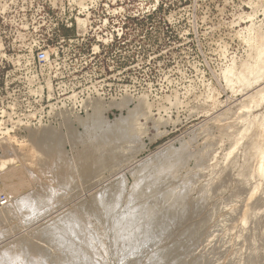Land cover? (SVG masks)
Returning a JSON list of instances; mask_svg holds the SVG:
<instances>
[{"label": "rangeland", "instance_id": "1", "mask_svg": "<svg viewBox=\"0 0 264 264\" xmlns=\"http://www.w3.org/2000/svg\"><path fill=\"white\" fill-rule=\"evenodd\" d=\"M263 52L264 0H0V254L17 243L30 258L39 252L35 244L53 256L70 230L55 264L73 263L77 241L88 242L94 264H205L224 244L214 264H243L247 258L234 261L233 252L257 226V264H264V179L256 175L264 138L254 150L250 144L264 126ZM96 108L101 129L87 131L81 121L90 125ZM226 124L233 125L225 131ZM206 143L215 159L194 173ZM184 145L190 161L176 178L142 184L131 196L141 162L160 153L145 175ZM17 172L27 189L7 195L4 185ZM189 177L195 182L184 212L171 215L169 203L150 214L157 197ZM207 184L213 188L203 201ZM230 211L228 224L222 215ZM55 228L62 240L36 239L34 231ZM12 259L6 263L20 264Z\"/></svg>", "mask_w": 264, "mask_h": 264}, {"label": "bare ground", "instance_id": "2", "mask_svg": "<svg viewBox=\"0 0 264 264\" xmlns=\"http://www.w3.org/2000/svg\"><path fill=\"white\" fill-rule=\"evenodd\" d=\"M263 51V50H262ZM260 53V52H259ZM264 53V52H263ZM261 55V54H260ZM264 55V54H263ZM259 57V56H258ZM263 63V62H262ZM260 67V66H259ZM264 68V67H263ZM258 69V68H257ZM245 74V73H244ZM250 76V75H249ZM248 77V76H247ZM258 97V96H257ZM260 97V96H259ZM98 107V106H97ZM100 108V107H99ZM94 109V108H93ZM98 114H99V110H98V108H96V110H95V114H93V116H92V118H91V120L92 121H90L91 122V124L90 125H87L86 123H85V121H81V123L84 125V127H86L87 128V131H92L91 129L93 128V129H95V130H97V129H99L100 127H101V125L99 126L98 125V123H97V120H98ZM130 114L132 115L133 113L130 111ZM134 114H136V113H134ZM101 115V114H100ZM130 115V116H131ZM138 116V115H137ZM221 116V115H220ZM225 117V116H224ZM229 117V116H228ZM246 117V116H245ZM245 117L244 118H242V121L245 119ZM90 118V117H89ZM133 119V118H132ZM231 119V118H230ZM239 119V118H238ZM237 119V120H238ZM240 119H241V117H240ZM246 119H247V117H246ZM129 120H131V119H129ZM228 120V119H227ZM134 121H136V120H134ZM226 121V120H225ZM233 121V120H232ZM241 121V122H242ZM86 122H87V120H86ZM101 122V121H100ZM118 122H119V120H118ZM117 122V123H118ZM129 122V121H128ZM131 122H133V121H130V123ZM137 122V121H136ZM135 122V123H136ZM224 122V121H223ZM240 123V121H237L236 122V124L237 123ZM105 123V122H104ZM134 123V124H135ZM228 123H232V122H228ZM132 124V123H131ZM244 124V123H243ZM82 125V126H83ZM133 125V124H132ZM139 125V124H138ZM233 125V124H232ZM232 125H230V127L226 124V127H225V131H227V128H231V126ZM239 125V124H238ZM238 125H235V126H238ZM246 125V124H245ZM228 126V127H227ZM240 126V125H239ZM99 127V128H98ZM134 127H135V125H134ZM223 127V128H224ZM126 128H128V127H126ZM132 128V126L130 125V129ZM234 128V127H233ZM232 128V129H233ZM236 128V127H235ZM242 128V127H241ZM241 128H237V132H238V129H239V132H240V129ZM247 128V127H246ZM246 128H245V130H246ZM47 129V128H46ZM46 129H44V132H43V134L44 135H46V133H47V135L49 134H55L56 132L55 131H45ZM101 129V128H100ZM221 129V128H220ZM228 129V130H229ZM243 129H244V127H243ZM242 129V130H243ZM248 129H250L249 128V125H248ZM112 130V129H111ZM122 130H124V128L122 129ZM234 130V129H233ZM244 130V131H245ZM109 131V130H108ZM211 131V130H210ZM222 131V130H221ZM224 131V130H223ZM222 131V132H223ZM249 131V130H248ZM248 131H246V132H248ZM55 132V133H54ZM123 132V131H122ZM125 132H126V130H125ZM233 132H235L236 133V131H233ZM232 131L230 132V133H233ZM238 132V133H239ZM130 133H132V132H130ZM229 133V134H230ZM243 133H245V132H243L242 131V133L240 134L241 136L243 135L244 136V134ZM40 134V133H39ZM118 134H120V133H118ZM122 134V133H121ZM253 134V133H252ZM107 135V134H106ZM113 135V134H112ZM122 135H126L125 133H123ZM231 135V134H230ZM235 135V134H234ZM238 135V134H237ZM194 136V135H193ZM51 137V136H50ZM55 137V136H54ZM231 137V136H230ZM233 137V136H232ZM237 137V136H236ZM111 138V137H110ZM193 138H195V137H193ZM252 138V140L250 141L251 143L250 144H252V150H254V149H256L257 148V146H258V144L263 140V138H264V126L263 127H261V125L258 127V128H256L255 129V132H254V135H253V137H251ZM180 139V138H179ZM210 140H211V138H209ZM208 139V140H209ZM52 140V139H51ZM248 140V139H247ZM113 141V140H112ZM238 141V140H237ZM240 141V140H239ZM238 141V142H239ZM111 142V141H110ZM42 143V142H41ZM105 143V142H104ZM108 143V142H107ZM191 143V142H190ZM212 143V142H211ZM211 143H209V144H211ZM206 146H205V148L203 149V150H201V152H199V154H197V156H195L196 157V165L194 166L195 168H194V170L192 169L191 171H193L194 173H195V170L197 169H200V168H198V167H201V166H203L202 167V169H204L205 168V166H207L206 164H209V163H206L207 161L208 162H213L214 161V159H215V153H214V151H212V149H211V147H209V146H211V145H208L207 143L205 144ZM208 145V146H207ZM190 146V145H189ZM233 146H234V144H233ZM246 146V145H245ZM4 147V146H3ZM32 147V146H31ZM39 147H42V145H40ZM45 148V147H44ZM186 148H188L187 146H182V149L180 150V153L177 155L176 154V156H174V159H173V157H172V160H166L165 158V160L164 161H162L163 160V158L161 159V162H160V160H159V162H157V165L153 168V169H150V172L149 173H146L145 172V175H143L144 174V168L150 163L151 165H152V163H153V161L154 160H156L157 158L159 159V155H160V153L159 154H157L156 156H154V157H152L153 159H150V160H148L147 162L146 161H144V162H141L140 164H139V166H138V168L137 169H139L138 171L136 170V171H132V174H133V176L135 177V182H134V184L132 185V188H130V192L129 193H131V196H133L136 192H138V191H140L142 188V184L143 185H147V186H149V184H153L154 182H158V181H160V183L162 184V182H161V180H167L168 179V181H169V179H171L173 176L176 178V172L178 171V169H180V167H181V164L183 165V160H185V158L186 157H184L185 155L184 154H186ZM259 148V147H258ZM262 148V147H261ZM169 149V148H168ZM202 149V148H201ZM47 150V149H46ZM192 150V149H191ZM214 150V149H213ZM259 150V149H258ZM35 151V150H34ZM42 151H43V149H42ZM49 151V150H48ZM195 151V150H194ZM44 152H46V151H44ZM43 152V153H44ZM50 152V151H49ZM163 152V151H162ZM188 152V151H187ZM191 152V151H190ZM35 153V152H34ZM51 153V152H50ZM198 153V152H197ZM249 153V152H248ZM192 154V153H191ZM39 155V154H38ZM41 155V154H40ZM162 155V154H161ZM193 155V154H192ZM246 156H247V154H245ZM50 156V155H49ZM191 156V155H190ZM47 157H48V155H47ZM51 157H52V155H51ZM192 157V156H191ZM48 158H50V157H48ZM256 158V157H255ZM158 159H157V161H158ZM170 159V158H169ZM247 159V158H246ZM153 160V161H152ZM189 159H187V160H185L184 162H186V161H188ZM257 163H256V175H258L259 176V178H260V180H263L264 179V149H263V151H261L260 152V154L257 156ZM190 161V160H189ZM152 162V163H151ZM148 163V164H147ZM249 163V162H248ZM185 164V163H184ZM211 165V164H210ZM215 165H217V164H215ZM212 166V165H211ZM214 166V165H213ZM218 166V165H217ZM149 167V166H148ZM151 167V166H150ZM184 167V166H183ZM15 169V168H14ZM218 169V168H217ZM227 169V168H226ZM184 170V169H183ZM216 170V169H215ZM248 170V169H247ZM147 171H148V169H147ZM181 171V170H180ZM179 171V172H180ZM201 171V170H200ZM225 171V170H224ZM227 171V170H226ZM179 172H177V173H179ZM197 172V171H196ZM18 173V172H17ZM189 173H191V172H189ZM215 173H216V171H215ZM197 174H199V173H196V174H194V175H196L197 177H198V175ZM226 174H227V172H226ZM14 175V174H13ZM245 175V174H244ZM248 175H249V172H248ZM4 176V175H3ZM11 176V175H10ZM240 176H242V175H240ZM15 177V176H14ZM173 177V178H174ZM178 177V179H180L179 178V176H177ZM193 177H195V176H193ZM193 177H189L190 179H189V181L188 180H184V181H186V183H183V181H182V183L181 184H179L178 185V182H177V185L178 186H174V191H171L170 189V194H169V192H168V195H166L165 196V192H164V194H161V195H164V196H161L162 198L159 200V198L157 197V200H159V201H157L156 200V206L154 207L153 206V209L151 210L150 208V214L152 215H154L155 213V217L157 216V213H159V212H161L160 210H162L165 206H167V204H169V203H171L172 204V206L174 207V209L171 211L172 213H171V215H175V216H177L178 214H180V213H182V212H184V210H185V207H187V205H186V203H187V199H188V197H187V194H188V192H189V189L192 187V185L194 184V182H193ZM1 178H2V176H1ZM196 178V177H195ZM194 178V179H195ZM6 179V178H5ZM8 179V178H7ZM6 179V180H7ZM14 179V178H13ZM12 179V182L11 183H6L5 185H4V188H3V190H5V191H7L8 193H7V195L8 194H16V193H20V192H23L24 190H26L27 189V186H28V183L29 182H27V180L25 179V177H24V174H22L21 172H19L18 174H16V177H15V179L13 180ZM197 179V178H196ZM226 179V178H225ZM246 179V178H245ZM172 180V179H171ZM170 180V182H172ZM173 180H175V179H173ZM224 180V179H223ZM223 180H222V182H223ZM3 181H4V178H3ZM147 181V183H144V182H146ZM151 181V183H149V182ZM188 181V182H187ZM220 181V180H219ZM245 181H248V180H245ZM251 181V180H250ZM2 182V181H1ZM7 182V181H6ZM153 182V183H152ZM165 182V181H164ZM221 182V181H220ZM259 182V181H258ZM261 182V181H260ZM259 182V183H260ZM5 183V182H4ZM159 183V182H158ZM215 183V182H214ZM155 184V183H154ZM176 184V183H175ZM240 184V183H239ZM163 185V184H162ZM225 185V184H224ZM1 186V185H0ZM153 185H150V187L151 188H153L154 186H157L158 187V185L157 184H155L153 187H152ZM243 186H244V184H243ZM250 186V185H249ZM30 187V186H29ZM145 187V186H144ZM143 187V188H144ZM176 187V188H175ZM211 187H212V185H211ZM211 187H210V184H207L206 185V188L204 189V193H201V195L202 194H204V198L202 197V199H203V201H207L208 199H209V197H210V193H211V191H210V189H211ZM240 187V186H239ZM262 187V186H261ZM156 188V187H155ZM161 188H162V186H161ZM160 188V189H161ZM213 188V187H212ZM238 188V187H237ZM241 188V187H240ZM243 188V187H242ZM146 189H147V187H146ZM217 189V188H216ZM257 189V188H256ZM214 190V189H213ZM223 190H224V188H223ZM247 190V189H246ZM263 190V189H262ZM1 191V190H0ZM5 191H3V192H5ZM201 191V192H202ZM217 191V190H216ZM221 191V190H220ZM238 191H240V192H243V190L241 191V190H237V192ZM259 191V190H258ZM161 192V191H160ZM162 192H163V189H162ZM161 192V193H162ZM172 192V193H171ZM245 192H247V191H245ZM6 193V192H5ZM139 193V192H138ZM143 193H145V192H143ZM261 193H263V192H261ZM133 194V195H132ZM167 194V193H166ZM249 194V193H248ZM142 195V194H141ZM238 195H239V193H238ZM241 195H243V194H241ZM247 195V194H246ZM255 195H256V193H255ZM12 196V195H11ZM160 196V195H159ZM212 196V195H211ZM232 196V195H231ZM251 196V195H250ZM258 196H259V194H258ZM32 197V196H31ZM233 197V196H232ZM236 197V196H235ZM235 197H234V199H235ZM253 197V196H252ZM261 197V196H260ZM259 197V198H260ZM10 198V197H9ZM142 198V197H141ZM246 198V197H245ZM251 198V197H250ZM8 199V198H7ZM233 199V200H234ZM253 199H254V197H253ZM252 198H251V200H253ZM264 199V198H263ZM155 200V199H154ZM246 200V199H245ZM258 199H256L255 200V202L254 203H252V204H255L256 203V201H257ZM161 201V202H160ZM229 201H230V199H229ZM228 201V202H229ZM236 201H238L237 199H236ZM264 201V200H263ZM151 202V201H150ZM149 202V203H150ZM154 202V201H153ZM227 202V201H226ZM243 202V201H242ZM245 202V201H244ZM243 202V203H244ZM159 203V204H158ZM202 203V202H201ZM203 203H205V202H203ZM202 203V204H203ZM153 204V203H152ZM158 204V205H157ZM232 204H233V202H232ZM232 204H231V206H232ZM98 205V204H97ZM149 205V204H148ZM10 206V205H9ZM13 206V205H12ZM11 206V207H12ZM150 206V205H149ZM240 206V205H239ZM6 208H8L7 206H5ZM81 207V206H80ZM242 207V206H241ZM250 207V206H249ZM264 207V206H263ZM10 208V207H9ZM244 208V207H243ZM4 209V208H3ZM12 209V212L14 211V209L15 208H11ZM11 209H9L10 210V212H11ZM18 209V208H17ZM28 209V208H27ZM145 209V208H144ZM231 209V208H230ZM239 209V208H238ZM264 209V208H263ZM5 210V209H4ZM8 209H7V211H9ZM240 210H242V209H240ZM1 211V210H0ZM16 211V210H15ZM149 211H148V213H149ZM232 211V210H231ZM230 211V212H231ZM233 211H234V209H233ZM250 211H251V214H253V211L250 209ZM4 212V211H3ZM9 212V213H10ZM243 212V211H242ZM247 212V211H246ZM248 212H249V210H248ZM7 213V212H6ZM20 213V212H19ZM74 213H75V210H74ZM79 213V212H78ZM145 213H146V211H145ZM178 213V214H177ZM234 213H235V211H234ZM234 213H232L231 212V214H229L228 212H227V214H226V216L223 214L222 216H224V217H222L224 220H225V222H228V220H229V218L231 217V216H234ZM236 213H238V212H236ZM81 214V213H80ZM83 214V213H82ZM160 214V213H159ZM249 214V213H248ZM1 215H3V214H1ZM5 215V214H4ZM17 215V214H16ZM74 215V214H73ZM170 215V214H169ZM254 215V214H253ZM253 215H251L252 217H253ZM258 215V214H257ZM75 216V215H74ZM159 216V215H158ZM237 216V215H236ZM235 216V217H236ZM250 215H249V217H251ZM254 216H256V215H254ZM6 217V216H5ZM77 217V216H76ZM79 217V216H78ZM171 217H173V216H171ZM260 217V216H259ZM262 217V216H261ZM3 218V217H2ZM81 218V217H80ZM144 218V217H143ZM142 218V219H143ZM168 218H170V217H168ZM174 218V217H173ZM221 218V217H220ZM231 218H234V217H231ZM257 218V217H256ZM255 218V219H256ZM140 219V218H139ZM157 218H155V220H156ZM251 219V218H250ZM263 219V218H262ZM154 220V221H155ZM158 220V219H157ZM160 220V219H159ZM232 220V219H231ZM234 220V219H233ZM237 220V219H236ZM235 220V221H236ZM243 220V219H242ZM242 220H241V222H242ZM253 220V219H252ZM251 220V221H252ZM65 221V220H64ZM67 221V220H66ZM76 221V220H75ZM79 221V220H78ZM82 221H83V219H82ZM153 221V222H154ZM164 221V220H163ZM165 221H168V220H165ZM222 220H220V221H218V224H219V222H221ZM230 221V220H229ZM234 221V222H235ZM248 221H249V218H248ZM132 222V221H131ZM140 222V221H139ZM144 222H145V220H144ZM143 222V223H144ZM169 222V221H168ZM168 222H166V223H168ZM223 222V221H222ZM222 222H221V224H222ZM233 222V221H232ZM255 222H256V220H255ZM258 222V221H257ZM63 223V222H62ZM74 223H76V222H74ZM140 223H142V222H140ZM140 223H138V224H140ZM164 222H160V221H156L155 223H153V224H151V225H158V226H161L162 227V224H163ZM231 223V222H230ZM243 223V222H242ZM248 223L249 222H247V224L246 225H248ZM259 223V222H258ZM51 224H53V223H51ZM65 224H66V222H65ZM72 223H70V225H71ZM136 224H137V222H136ZM135 224V225H136ZM137 224V225H138ZM217 224V225H218ZM224 224V223H223ZM228 224H229V222H228ZM232 224V223H231ZM252 224V223H251ZM256 224V223H255ZM262 224H263V221H262ZM75 225V224H74ZM77 225V224H76ZM81 224L79 223V225L78 226H80ZM131 225V224H130ZM133 225H134V223H133ZM145 225V224H144ZM144 225L143 226H140L141 228L140 229H142V227H144ZM220 225V224H219ZM257 225V224H256ZM67 226H68V223H67ZM121 227H123L122 225H120ZM119 226V227H120ZM244 226H245V224H244ZM69 227V226H68ZM86 227V226H85ZM116 227H117V225H116ZM199 227V226H198ZM220 227V226H219ZM27 228V227H26ZM51 228H54V226H52V227H50V229ZM80 227H78V229H79ZM160 227H156V228H154V229H149V231L151 230V231H155V229H159ZM222 228V227H221ZM224 228V227H223ZM249 228V227H248ZM262 228V227H261ZM260 228V229H261ZM263 228H264V226H263ZM40 229V228H39ZM60 229V228H59ZM119 229V228H118ZM122 229V228H121ZM121 229H120V231H121ZM128 229V228H127ZM246 229V228H245ZM251 229V228H250ZM36 230V229H35ZM62 230V229H61ZM67 230V229H66ZM75 230V229H74ZM160 230V229H159ZM158 230V231H159ZM198 230V229H197ZM259 229H258V227L256 226V228L254 227L253 229H251V231H249V229L248 230H246V231H249L250 233L246 236V237H244V240L243 241H245V243H243L245 246H243L244 248H242L241 247V245H239V244H236V245H238V247L236 246L235 247V249H237V251L235 250H233L234 252H235V254H234V252H233V255H238L239 254V256H237L236 257V259L234 260V261H237L238 259H239V257L241 258L242 256H245L244 258H247V260H246V264H257L259 261H261V253H260V251H261V249H260V247H259V245L260 244H262V243H260V241H261V237H259V231H258ZM43 231H45V230H43ZM47 231V230H46ZM65 231V230H64ZM70 231V230H69ZM69 231H67V232H64L63 233V235H62V239L59 237V236H57L56 234L58 233L57 231H56V228L54 229V230H48L47 232H44V233H40L39 234V232H38V230H36V231H34L35 232V234L37 235V237L39 238H36L37 240H40V241H42V243H43V241H45V244H46V242L48 243H50V241H51V239H54L55 237L57 238V237H59L60 238V240H62L61 241V243H57V246L56 247H54V243H52L51 244V246L53 245V249H52V247H51V249L53 250V254L54 255H56V253H54V252H57L58 254H61V251H63V250H66V247H65V245H66V240H68L67 238L69 237ZM117 231H119V230H117ZM148 231V232H149ZM226 231V230H225ZM77 232V231H76ZM75 232V233H76ZM139 232H142L141 230L139 231ZM155 232H157V231H155ZM227 232V231H226ZM71 233H73V232H71ZM74 233V234H75ZM78 233V232H77ZM200 233V232H199ZM248 233V232H247ZM81 234V233H80ZM117 234V233H116ZM222 234V233H221ZM79 235V234H78ZM88 235V234H87ZM142 235H143V233H142ZM150 235V234H149ZM151 235H153V234H151ZM154 235H155V233H154ZM260 235H261V233H260ZM263 235V234H262ZM28 236H30V235H28ZM34 236V235H33ZM74 236V235H73ZM76 236V235H75ZM145 236V235H144ZM211 236V235H210ZM231 236V235H230ZM23 237V236H22ZM80 236H78V237H76L77 239H76V241L77 240H79V239H81V238H79ZM88 237H89V235H88ZM114 237H115V235H114ZM198 237V236H197ZM213 237V236H212ZM226 236H224V238H225ZM32 238V237H31ZM34 238H35V236H34ZM94 238V237H93ZM258 238H260V239H258ZM84 239V238H83ZM195 239H197L196 238V235H195ZM211 239V238H210ZM209 239V240H210ZM238 239V238H237ZM240 239V238H239ZM21 240V239H20ZM30 240H32V239H30ZM36 240V241H37ZM70 240V239H69ZM69 240H68V242H69ZM198 240H200V239H198ZM213 240V239H212ZM215 240V239H214ZM223 240V239H222ZM24 241V240H23ZM35 241V242H36ZM72 241V240H71ZM218 241V240H217ZM224 241V240H223ZM223 241H221V242H223ZM264 241V240H263ZM26 242H28V239L25 241V242H23V244L24 243H26ZM79 241H77V243H78ZM83 242H84V240H83ZM90 242H91V240H90ZM241 242H242V238H241ZM20 243V242H19ZM29 243H31L32 244V242H29ZM41 243V242H40ZM39 243V241H38V245L40 244ZM75 243V242H74ZM77 243H76V251H75V255L73 254V256H70L71 257V260H74L73 261V263H69V264H94L93 262H92V260H91V258H92V256H90V255H93V254H91V252L89 251L88 252V250L86 249L87 247V244H88V242H87V244H81L82 243V241H81V243H79V245H77ZM96 243V242H95ZM219 243V242H218ZM225 243V242H224ZM228 243V242H227ZM264 243V242H263ZM31 244H29L31 247L35 244L34 242H33V244L31 245ZM72 244H73V241H72ZM93 244V243H92ZM191 244V243H190ZM210 244H211V242H210ZM241 244V243H240ZM242 244V245H243ZM28 245V244H27ZM37 244H35V248H36V250H38L39 252L37 253L36 251H34L33 250V248H31L30 247V249H32L33 250V253L34 252H36L37 253V256L35 255V253H34V255H33V257H28L27 255H26V253H27V251H29V250H27V251H25L24 252V246L22 245V244H20V245H17V243L16 244H13L12 243V245H8V248H7V250H5V252L4 253H2V254H0L1 256H0V264H1V261H2V264H4V263H6V262H8V258H9V261H10V257H11V260H13L12 258H14V257H18V262H20V264H22V261L24 262L25 261V259L26 258H29V260H31V261H29V264H30V262H32V264H37V263H41V262H46V263H48L47 261H48V259H49V261H52L53 260V257H54V255L52 256V254H50L51 252H46L45 254L43 253L44 252V250L46 251L47 249L46 248H44L43 249V244H42V246H41V244H40V246L39 247H42L41 249H42V251L43 252H41L40 251V248L38 247V246H36ZM48 245V244H47ZM56 245V244H55ZM263 245V244H262ZM66 246H68V244L66 245ZM144 246V245H143ZM227 246V245H226ZM233 246V245H232ZM27 247V246H26ZM25 247V248H26ZM37 247L39 248V249H37ZM50 247V246H49ZM86 247V248H85ZM179 247V246H178ZM183 247H184V244H183ZM197 247V246H196ZM211 247V246H210ZM214 247V246H213ZM262 247V246H261ZM264 247V246H263ZM262 247V248H263ZM181 248V247H180ZM226 247H225V244H224V246L222 245V246H220V248H218V251H216V250H214V252H216V255L215 256H213L214 258H216V256L218 255L217 253H221L222 251H224V249H225ZM231 248V247H230ZM26 249H29V247L28 248H26ZM88 249H90V248H88ZM31 250V251H32ZM94 250V249H93ZM181 250V249H180ZM47 251H49V250H47ZM42 254H41V253ZM97 252V251H96ZM212 252V251H211ZM227 252V251H226ZM30 253H32V252H30ZM50 255H49V254ZM130 253H131V251H130ZM178 253V252H177ZM224 253V252H223ZM57 254V255H58ZM71 254V253H70ZM95 254V253H94ZM134 254V253H133ZM154 254V253H153ZM211 254H213V253H211ZM210 254V255H211ZM222 254V253H221ZM32 255V254H31ZM30 255V256H31ZM56 255V256H57ZM165 255V254H164ZM225 255V254H224ZM230 257H233L232 256V253H230ZM262 255H263V253H262ZM49 256L51 257L52 256V259L50 260V258H49ZM55 256V257H56ZM62 256H63V254H62ZM163 256V255H162ZM161 256V257H162ZM167 256V255H166ZM173 256V255H172ZM178 256V255H177ZM181 256V255H180ZM193 256V255H192ZM191 256V257H192ZM55 257H54V260H55ZM160 257V258H161ZM169 257V256H168ZM189 257H190V255H189ZM57 258H59V256L57 257ZM93 258H94V255H93ZM92 258V259H93ZM130 258V257H129ZM157 258V257H156ZM165 258H167V257H165V256H163L162 257V259H165ZM176 258V257H175ZM214 258H212V256L211 257H209L208 259H207V261H205V264H214V262H217V261H214ZM222 258V257H221ZM227 258V257H226ZM263 258V257H262ZM15 259H17V258H15ZM159 259V258H158ZM157 259V260H158ZM181 259V258H180ZM201 259V258H200ZM231 259H233V258H231ZM6 260V261H5ZM54 260L52 261L53 263H54ZM61 260V259H60ZM86 260H89L88 262H90V263H88V262H86L85 263V261ZM151 260V259H150ZM220 260V259H219ZM241 260V259H240ZM239 260V261H240ZM263 260V259H262ZM3 261H4V263H3ZM14 261V260H13ZM13 261H10V262H12V263H15V261L13 262ZM27 260H26V262H24V263H26L27 264V262H28ZM57 261H58V259H57ZM66 261H70L69 260V258L67 257V260ZM65 261V262H66ZM94 261V260H93ZM225 261V260H224ZM223 261V262H224ZM245 261V260H244ZM9 262V263H10ZM55 262H56V260H55ZM232 262V261H231ZM241 262H242V260H241ZM240 262V263H241ZM262 262V261H261ZM39 263V264H40ZM43 263V264H44ZM45 263V264H46ZM50 263V262H49ZM220 263H221V261H220ZM244 262H243V264H245ZM7 264V263H6ZM42 264V263H41ZM55 264V263H54ZM68 264V263H67ZM162 264V263H161ZM178 264V263H177ZM195 264V263H194ZM218 264V263H217ZM234 264V263H233ZM242 264V263H241Z\"/></svg>", "mask_w": 264, "mask_h": 264}]
</instances>
